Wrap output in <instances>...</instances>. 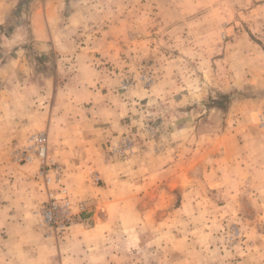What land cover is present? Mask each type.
Instances as JSON below:
<instances>
[{"label":"crops","instance_id":"crops-1","mask_svg":"<svg viewBox=\"0 0 264 264\" xmlns=\"http://www.w3.org/2000/svg\"><path fill=\"white\" fill-rule=\"evenodd\" d=\"M25 1L0 0V264H107L101 244L112 241V230L122 226L119 211H145L134 201L140 194L134 186L137 158L125 167L105 160L109 142L135 124L140 102L159 104L163 117H174L170 132L177 153L171 162L203 163L205 180L225 177L223 139L215 143L208 132L200 142L193 137L192 105L200 91L190 85L193 75L184 74L183 61L174 55L153 58L161 69L157 87L121 90L123 78L134 73V60L150 64L142 53L154 47L151 31L166 37V42L157 40L170 49L195 44L180 40L196 33L192 20L199 1L33 0L28 8ZM251 1L264 5V0ZM192 4L194 12L188 10ZM206 16L215 20L219 15L213 6ZM226 61L221 59L218 68L225 69L226 82L242 84L244 71L231 73ZM39 132L47 135L49 156L63 165L77 214L60 240L45 236L38 216L58 186L44 185L37 161L17 160V149ZM182 173L175 170L176 178ZM95 174L101 181H94ZM142 192L144 202L150 185Z\"/></svg>","mask_w":264,"mask_h":264},{"label":"rangeland","instance_id":"rangeland-1","mask_svg":"<svg viewBox=\"0 0 264 264\" xmlns=\"http://www.w3.org/2000/svg\"><path fill=\"white\" fill-rule=\"evenodd\" d=\"M198 1L192 20L196 33L180 40L195 44L170 49L160 41L166 42V37L151 31L154 47L142 53L146 59L150 57V64L145 59L134 60V73L123 78L121 90L136 85L155 89L161 69L153 58L174 55L183 61L184 74L193 75L190 85L200 91L192 105L197 124L193 137L200 142L208 132L213 134L207 138L215 143L223 139L224 158L220 153L217 156L223 158L225 177L205 180L203 163L171 162L177 153L170 132L174 117H163L159 104L140 102L135 124L109 142L105 160L125 167L137 158L134 186L140 194L134 201L145 211L133 215L119 211L122 226L112 230V241L101 244L107 264H264V131L259 127L264 112V5L251 0L242 4ZM213 6L219 15L215 20L206 16ZM188 10L194 12V5ZM157 41L159 47L154 49ZM225 58L231 73L244 71L242 84L232 79L226 82L225 69L218 70L219 61ZM124 139L130 140L131 150L109 158L111 146ZM175 170H182L183 177L177 179ZM149 185L150 193L143 202V187ZM185 191L192 193L186 195ZM137 220L148 224L143 226Z\"/></svg>","mask_w":264,"mask_h":264},{"label":"built area","instance_id":"built-area-1","mask_svg":"<svg viewBox=\"0 0 264 264\" xmlns=\"http://www.w3.org/2000/svg\"><path fill=\"white\" fill-rule=\"evenodd\" d=\"M33 0L25 1V8L30 7ZM29 10V9H28ZM259 127L264 131V112L259 119ZM122 141V140H121ZM132 148L130 140L124 139L119 144H113L108 154L109 158L127 154ZM19 163H39V178L44 185H56L58 190L49 193L48 201L38 210L39 228L46 237L56 240L64 238L77 217L70 191L64 184L65 170L63 165L49 156L47 135L44 132L33 134L26 145L17 149ZM99 181L98 175L93 176ZM83 208H80V212Z\"/></svg>","mask_w":264,"mask_h":264}]
</instances>
